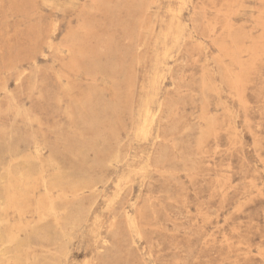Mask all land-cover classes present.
I'll list each match as a JSON object with an SVG mask.
<instances>
[{"label": "rangeland", "instance_id": "rangeland-1", "mask_svg": "<svg viewBox=\"0 0 264 264\" xmlns=\"http://www.w3.org/2000/svg\"><path fill=\"white\" fill-rule=\"evenodd\" d=\"M0 264H264V0H0Z\"/></svg>", "mask_w": 264, "mask_h": 264}, {"label": "bare ground", "instance_id": "bare-ground-1", "mask_svg": "<svg viewBox=\"0 0 264 264\" xmlns=\"http://www.w3.org/2000/svg\"><path fill=\"white\" fill-rule=\"evenodd\" d=\"M21 177V176H20ZM24 181V180H23ZM30 181V180H29ZM42 183H46V182H44V179H43V177H42ZM47 181V180H46ZM42 185H44V184H42ZM10 188V187H9ZM14 189V188H13ZM12 189V190H13ZM40 198H41V196H40ZM59 198V197H58ZM52 199V198H51ZM53 200V199H52ZM50 203H51V201H50ZM54 204V203H53ZM52 204H50V206H51ZM37 207V206H36ZM53 207V206H52ZM93 207V206H92ZM35 209H37V208H35ZM49 211H50V208L48 209ZM53 210V209H52ZM21 211V210H20ZM36 211V210H35ZM51 212V211H50ZM53 212H55V211H53ZM57 212V211H56ZM30 213V212H29ZM39 213V212H38ZM52 213V212H51ZM55 215V214H54ZM127 215V214H126ZM56 216V215H55ZM43 217H45V216H43ZM127 217V216H126ZM47 218V217H46ZM20 219H22L21 217H20ZM25 219H26V217H25ZM44 219V218H43ZM43 219H42V221H43ZM41 221V222H42ZM22 222V221H21ZM59 226V225H58ZM60 227V226H59ZM129 227V226H128Z\"/></svg>", "mask_w": 264, "mask_h": 264}]
</instances>
